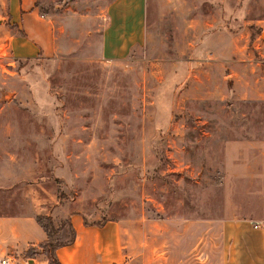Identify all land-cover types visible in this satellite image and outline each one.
Listing matches in <instances>:
<instances>
[{
	"label": "rangeland",
	"instance_id": "obj_1",
	"mask_svg": "<svg viewBox=\"0 0 264 264\" xmlns=\"http://www.w3.org/2000/svg\"><path fill=\"white\" fill-rule=\"evenodd\" d=\"M109 1L38 0L52 56L1 53L0 212L39 201L52 244L69 239L68 213L121 220L144 244L128 264H217L213 240L204 262L199 244L154 238L233 208L225 145L264 136V0H146L143 39L118 59L100 47ZM8 29L0 0L1 47ZM238 183L237 208L251 191ZM34 258L51 264L48 247Z\"/></svg>",
	"mask_w": 264,
	"mask_h": 264
},
{
	"label": "crops",
	"instance_id": "obj_2",
	"mask_svg": "<svg viewBox=\"0 0 264 264\" xmlns=\"http://www.w3.org/2000/svg\"><path fill=\"white\" fill-rule=\"evenodd\" d=\"M37 1L6 0L9 34L4 43L12 57H50L55 51L52 24L38 12ZM145 1L110 0L105 6L106 22L101 32L100 47L107 57L122 58L133 46L141 43ZM260 140L240 138L225 145L224 156L234 157L231 164H224V170L232 171L234 176L232 197L224 198L225 203L226 199L232 201V210L224 204L221 215L215 219L206 217L193 221L192 218H185L179 229H168V238L160 228L154 238L158 239L159 245L182 246L190 252L199 244L200 255L207 262L214 247L213 240L217 264H264V163L242 160L252 155L263 160L261 147L264 136ZM247 177L249 180L245 179ZM246 181L251 191L241 197L237 208V185ZM227 183L225 177L223 186L226 187ZM252 188L256 190L252 191ZM29 203L31 211L28 213L0 212V258L6 257L13 264H46L44 260L37 261L35 256L24 257L29 246L38 247L46 239L44 229L34 218L41 211V204L33 199ZM66 219L74 237L68 244L55 248L59 264H128L134 258H144V244L132 241L134 231L130 233L128 223L108 219L100 224H86L82 215L75 212L68 213ZM157 254L154 252L153 260L160 264ZM172 261L174 264L177 262L175 259Z\"/></svg>",
	"mask_w": 264,
	"mask_h": 264
},
{
	"label": "trees",
	"instance_id": "obj_3",
	"mask_svg": "<svg viewBox=\"0 0 264 264\" xmlns=\"http://www.w3.org/2000/svg\"><path fill=\"white\" fill-rule=\"evenodd\" d=\"M36 220L40 223V218L36 217ZM84 223L87 224V222L84 221ZM101 223V222H100ZM100 223H92V224H100ZM43 229L46 232V239L40 243L38 245V247H34V246H29L26 251L24 252V257L26 258H33L37 253H40V249H44L45 247L49 248V254H50V258H51V264H59L55 254H54V250L57 246L63 245V244H68L74 237V231L71 229V227H69V231H70V237L67 241L62 242V243H56V244H52L51 239H50V228H51V224L50 223H46V224H42Z\"/></svg>",
	"mask_w": 264,
	"mask_h": 264
},
{
	"label": "built area",
	"instance_id": "obj_4",
	"mask_svg": "<svg viewBox=\"0 0 264 264\" xmlns=\"http://www.w3.org/2000/svg\"><path fill=\"white\" fill-rule=\"evenodd\" d=\"M5 47H6L5 44L2 45V47L0 45V55H1V53L4 54ZM0 264H13V263H12V261L10 259L4 257V258H0Z\"/></svg>",
	"mask_w": 264,
	"mask_h": 264
}]
</instances>
